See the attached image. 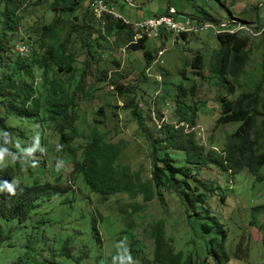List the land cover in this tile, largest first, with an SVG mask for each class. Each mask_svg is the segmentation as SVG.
<instances>
[{
    "label": "rangeland",
    "instance_id": "rangeland-1",
    "mask_svg": "<svg viewBox=\"0 0 264 264\" xmlns=\"http://www.w3.org/2000/svg\"><path fill=\"white\" fill-rule=\"evenodd\" d=\"M105 1L112 6L114 15L130 22L161 13L171 6L176 12V20L180 21L183 17H189L192 21L202 20L206 14L218 24L221 22L230 25L232 30H239L240 34L250 38L246 46L248 58L239 84L233 83V93L228 95L216 81V76L209 72V65L214 61L219 46L214 37L218 27L186 34L184 38L172 33L146 37L143 44L148 54L144 55L142 50L129 49L126 31L115 28L105 31L98 13L92 15L89 11L87 0H79L74 18L56 14L52 10L53 0H24L15 10L14 30L7 33L12 36L13 43L29 40L34 49L33 38L38 35L40 26L47 24L55 14L74 22L89 18L87 22L102 36H87L85 30L76 32L70 35L66 46L74 59L73 82L67 88L73 87L82 70L86 72L83 82L87 85L86 96L75 108L77 136L65 147L66 150L57 149L58 136L52 123L13 116L5 118V124L15 129L7 140L13 153H0V168H7L15 162L19 164V174L14 173L9 183L57 184L68 187L67 194L74 200L72 206L68 207L66 201L63 202L66 193L41 197L38 199L39 205L24 222L18 223L15 218L0 220L4 234V242L0 245V264H9L20 254H27L25 264H52L57 258L51 256L50 249L70 236L72 231L87 227L88 218L91 217L99 234V242L90 246L92 254L89 256L92 258L101 253L102 260L120 263L126 256L130 242H136L134 246L138 245L144 256L150 258L152 237L149 225L159 220L165 241L173 252L181 253L180 260L189 253L196 264H206L207 240L213 235L216 239L219 236L213 230L209 233L199 230L197 222L205 212L213 216L225 231L223 249L228 257L225 264H264V163L259 170L261 180H256L245 169L233 175L210 165H203L198 171L190 169L186 190L196 200L192 209L199 216L187 217L184 205L172 188L162 186L156 190L153 186L148 141L137 124L140 117L146 131L162 140V124L178 125L175 122L177 111L173 96L180 86L185 90L183 101L195 108L193 125H183V131L192 133L196 145L219 150L225 135L238 122L215 124L219 114L217 97L224 95L233 98L240 88L245 87L249 78L261 71L264 0ZM3 7L0 2V10ZM65 29L61 26L56 28L52 41L54 47H58ZM33 30L36 33H32ZM131 30V41H135L139 37L132 26ZM13 51L14 44L11 52H6L12 59ZM196 55L200 56L199 71L190 66ZM31 79L36 85L40 83L37 70L32 71ZM113 80L127 85L128 91L117 94L112 88ZM262 87L264 89V69ZM129 98L131 104H128ZM131 107L136 112L135 117L130 112ZM92 130L99 134L103 142L118 147L112 166L117 171L125 167L134 181L130 193L116 192L103 199L101 195L89 192L79 177L70 178L72 156L79 158L81 148L86 145V138ZM157 148V154L167 158L172 166L185 165L183 151L166 146L163 141ZM68 149L72 156L66 152ZM174 177L179 180L181 175L176 173ZM141 185L148 187L149 198L141 197ZM257 206L258 210L253 211L252 208ZM80 214L85 218H81ZM27 236L36 237V241L25 252ZM74 239L70 245L75 249L87 242L83 235H77ZM113 251L117 252V258L110 255ZM80 257L79 263L65 260L60 264H92V258L83 254Z\"/></svg>",
    "mask_w": 264,
    "mask_h": 264
},
{
    "label": "trees",
    "instance_id": "trees-1",
    "mask_svg": "<svg viewBox=\"0 0 264 264\" xmlns=\"http://www.w3.org/2000/svg\"><path fill=\"white\" fill-rule=\"evenodd\" d=\"M0 2L4 6L0 10V107L3 109V112L0 113V153H13L12 148L7 144V140L15 129L5 124L7 116L52 123L58 136L57 149L66 150L65 147L77 136L75 108L80 105L87 94V85L83 82V76L86 74L84 70L80 71L73 87L67 88L73 82L72 62L74 59L66 46L70 35L76 32L81 33L85 30L87 36L90 34L102 35L87 22L89 18H82L80 22H74L56 15L66 14L74 18L79 0H53L52 10L56 14L47 24L40 26L38 35L33 38L34 49L31 48L28 56L25 57H20L16 51H13L14 58L12 59L6 52H11L14 43L12 36L7 35V33L14 30L15 10L23 4L24 0H0ZM89 11L94 15L91 9ZM100 19H102L105 31H110L113 28L118 31H126L129 49L142 50L144 55L148 54L147 50H144L143 44L146 39L145 35L131 41L130 24L109 14L101 15ZM100 19L97 20L100 21ZM201 19L218 24V21L206 14ZM58 26L66 29L58 47H54L52 41ZM226 29H231L230 25H227ZM32 33H36V31L33 30ZM179 37L184 38L185 34L182 33ZM214 37L219 46L214 54V61L209 65V72L216 76V81L230 95L233 93L232 84H239V78L243 73V67L248 58L246 46L250 38L234 29L230 32L225 30L215 32ZM28 41L26 40L28 44L32 43V41H29L30 43ZM83 44L86 45V42L83 41ZM260 65L261 71L255 74L253 78H249L245 87L240 88L233 98L229 99L224 95L217 97L219 114L215 118V124L238 122V125L225 135L219 150L196 145L192 140V133L183 131V125L188 127L193 125L195 108L189 107L183 101L182 96L185 90H182L180 86L173 96L177 111L175 122L178 125L162 124L164 128L162 140L147 132L140 117L137 118V124L145 132L149 145L148 156L150 158L151 180L154 181L153 186L156 190L162 186L166 189L172 188L179 201L184 205L187 217L198 215L192 209L196 200L186 190L188 188L186 178L190 169L198 171L201 166L210 165L227 171L231 175L245 169L256 180L262 178L259 170L264 163V89L262 87L264 53ZM190 66L199 71L201 67L199 55L194 56ZM33 70L38 71L40 78L38 85L32 82V79L30 80ZM70 76L71 80L69 79ZM112 88L117 94L126 93L129 89L127 85L115 80L112 82ZM128 100V104H131V99ZM130 112L135 117L136 112L133 107H131ZM17 135L20 136V134ZM161 141L166 146L171 145L173 148L184 152V166L174 167L167 158L157 154V145ZM66 152L71 155L69 149ZM117 154L118 147L116 145L103 142L99 134L92 130L90 136L86 138V145L81 148L79 158H74L71 155L72 175L70 178L79 177L89 192L101 195L103 199L116 192L130 193L134 181H132L125 167H122L120 171L113 169L112 163ZM14 173L19 174L17 162L10 164L7 168H0V179L4 180L3 182L0 180V220L15 218L18 223L24 222L39 205L38 199L41 197L66 193L63 202L66 201L68 207L72 206L74 199L67 194L68 187L40 182L10 184L9 180ZM176 173L181 175L179 180L174 177ZM141 188V197L143 199L149 198L148 187L141 185ZM258 208L257 206L252 210H258ZM80 217L85 218L81 214ZM197 226L202 233H209L213 230V233H217L219 236L216 239V236L213 235L207 240L208 246L205 256L208 261L206 264H225L228 260L223 249V240L226 234L221 224L205 212L203 218L200 217L197 222ZM149 230L152 237L150 258L144 256L138 245L134 246L136 242H130L123 260L120 263L116 261L109 263L106 262V259L102 260L101 253L94 255L93 258L89 256L92 254L90 246L99 242V234L94 219L88 218L87 227L72 231L70 236L65 237L61 242L58 241L57 245L50 249L51 256L57 258L52 261V264H60L65 260H75L79 263L82 254L92 258V264H196L191 260V254H186L180 260L181 253L173 252L163 237L161 221L158 220L150 224ZM77 235L85 236L87 242L76 246L75 249V246L70 244L74 243V237ZM35 238L31 236L25 238V252L36 241ZM52 240L55 241L54 238ZM3 242L4 234L0 224V245ZM110 255L117 258L116 251L111 252ZM25 258H28L27 254L26 256L25 254L16 255L9 264H25Z\"/></svg>",
    "mask_w": 264,
    "mask_h": 264
},
{
    "label": "built area",
    "instance_id": "built-area-1",
    "mask_svg": "<svg viewBox=\"0 0 264 264\" xmlns=\"http://www.w3.org/2000/svg\"><path fill=\"white\" fill-rule=\"evenodd\" d=\"M92 12H97L98 16L103 14H109L113 17L121 18L111 12L112 6L108 5L105 0H87ZM176 12L171 6H167L166 9L158 14L146 16L136 21H127L121 18L124 22L130 24L134 30V33L138 37L145 35V37L153 36L158 37L164 33H172L177 36L180 34H195L198 31L206 30L209 28H217L216 32L225 30L232 31V29H226L225 24H214L205 20L192 21L189 17H183L180 21L176 20ZM185 16V15H184ZM31 47L26 41L18 40L14 43V51L20 57L28 56Z\"/></svg>",
    "mask_w": 264,
    "mask_h": 264
}]
</instances>
